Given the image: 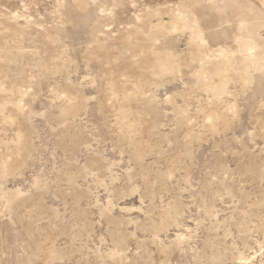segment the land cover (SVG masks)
Here are the masks:
<instances>
[{
    "label": "rangeland",
    "instance_id": "374dc122",
    "mask_svg": "<svg viewBox=\"0 0 264 264\" xmlns=\"http://www.w3.org/2000/svg\"><path fill=\"white\" fill-rule=\"evenodd\" d=\"M0 264H264V0H0Z\"/></svg>",
    "mask_w": 264,
    "mask_h": 264
}]
</instances>
